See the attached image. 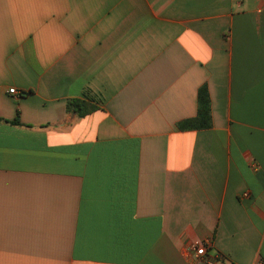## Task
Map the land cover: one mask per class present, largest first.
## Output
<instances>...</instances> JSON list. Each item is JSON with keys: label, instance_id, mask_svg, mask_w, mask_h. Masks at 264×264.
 <instances>
[{"label": "crops", "instance_id": "1", "mask_svg": "<svg viewBox=\"0 0 264 264\" xmlns=\"http://www.w3.org/2000/svg\"><path fill=\"white\" fill-rule=\"evenodd\" d=\"M0 264H264V0H0Z\"/></svg>", "mask_w": 264, "mask_h": 264}, {"label": "trees", "instance_id": "2", "mask_svg": "<svg viewBox=\"0 0 264 264\" xmlns=\"http://www.w3.org/2000/svg\"><path fill=\"white\" fill-rule=\"evenodd\" d=\"M68 111L74 110L80 117L88 115L94 108L79 100L68 102ZM212 127L211 100L206 86L200 88L198 93V114L195 118L187 119L178 124L182 131L203 130Z\"/></svg>", "mask_w": 264, "mask_h": 264}, {"label": "built area", "instance_id": "3", "mask_svg": "<svg viewBox=\"0 0 264 264\" xmlns=\"http://www.w3.org/2000/svg\"><path fill=\"white\" fill-rule=\"evenodd\" d=\"M11 92H14V90H12ZM194 252H195V257L197 258H203L207 255V247L204 244H198L197 246H195V248L193 247Z\"/></svg>", "mask_w": 264, "mask_h": 264}]
</instances>
